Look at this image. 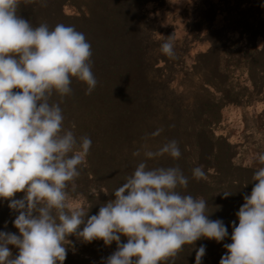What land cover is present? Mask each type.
Segmentation results:
<instances>
[{
	"label": "rangeland",
	"instance_id": "374dc122",
	"mask_svg": "<svg viewBox=\"0 0 264 264\" xmlns=\"http://www.w3.org/2000/svg\"><path fill=\"white\" fill-rule=\"evenodd\" d=\"M202 1L208 30L199 22L185 26L175 17L187 6L186 0H19L18 14L33 26L47 23L54 28L63 23L84 33L93 59L99 62L92 66L98 84L91 93L74 78L71 95L51 97L63 110L64 128L77 139L88 136L92 141L79 177L69 183V202L89 210L88 216L95 215L101 204L114 199V190L141 161L148 168L178 166L189 178L187 188L178 191L208 200L213 211L209 219H220L227 227L225 240L201 238L166 264H195L201 245L206 248L201 264H219L226 254L224 245L232 242V223H239L236 213L244 196L251 194L252 176L264 167L258 160V154H264V126L255 130L260 119L264 122V0ZM155 16L167 30L161 31ZM177 22L184 25L177 27ZM171 35L195 38L190 63L182 56L187 54L181 52L184 45H175V58L161 51L164 40L155 37ZM135 73L142 78L133 79ZM188 101L192 121L182 145L179 106ZM161 127L163 132L152 137ZM249 131L254 133L250 140ZM170 140L178 142V160L167 154L155 159L143 156L142 145L155 151ZM138 149L139 157L133 155ZM185 152L191 154L189 163ZM198 166L206 179L193 178L192 170ZM227 191L234 193L225 198ZM22 196L18 193L15 198ZM16 215L8 201L0 200V231L19 235L13 225ZM67 239L71 246L64 264H103L117 247L115 242L105 246L102 240ZM9 247L15 257L18 249Z\"/></svg>",
	"mask_w": 264,
	"mask_h": 264
},
{
	"label": "clouds",
	"instance_id": "9594fccd",
	"mask_svg": "<svg viewBox=\"0 0 264 264\" xmlns=\"http://www.w3.org/2000/svg\"><path fill=\"white\" fill-rule=\"evenodd\" d=\"M18 8L19 0H0V200L18 213L13 225L19 232L0 231V264H64L69 236L85 243L102 240L105 246L115 242L116 251L103 264H166L201 238L225 240L228 229L222 220L209 219L208 200L178 191L189 183L178 166L148 168L141 161L95 215L69 202V183L79 177L92 141L64 128L63 110L51 97L71 95L73 78L89 93L96 88L92 47L74 26H33ZM174 41L171 35L161 44L170 58L176 55ZM141 147L146 159L181 157L176 140L155 151ZM133 155L139 157L141 150ZM258 160L264 164V154ZM192 175L207 178L202 166ZM252 181L219 264H264V167ZM18 193L22 198H15ZM9 246L18 249L15 257ZM205 251L204 245L196 250L195 264Z\"/></svg>",
	"mask_w": 264,
	"mask_h": 264
},
{
	"label": "trees",
	"instance_id": "16d2710c",
	"mask_svg": "<svg viewBox=\"0 0 264 264\" xmlns=\"http://www.w3.org/2000/svg\"><path fill=\"white\" fill-rule=\"evenodd\" d=\"M166 1H168V0H165V2ZM180 1H182V0H180ZM186 1H188V3H186L187 4V6H184V7H182V8H180V11H179V13H175L176 15H175V17L177 18V19H179L180 21H183L184 22V24H185V26L188 24V23H192V22H199L198 24H200V28L201 29H203V27H205V28H207V30L209 29L208 28V25H207V17H206V13H207V7H206V5L205 4H201V1L202 0H186ZM205 1V0H204ZM203 2V1H202ZM185 4V5H186ZM171 12H173L174 13V11H173V9L171 10ZM182 19V20H181ZM156 22H157V24H158V26H161L163 29H164V26L163 25H161L160 24V22L157 20V17L155 16V19H154ZM179 24H180V26H182V25H184V24H182V23H179V22H177V24H176V26L178 27L179 26ZM185 26H183V28H184V30H185ZM169 27H170V25H169ZM211 29V28H210ZM165 30H167V27L164 29V30H161L162 32H164ZM205 36H206V34H205ZM204 36V37H205ZM157 40H159L158 42H161V41H163L164 39H165V37L164 36H161V37H158V36H156L155 37ZM162 38H164V39H162ZM196 45H200L201 43H199L197 40H196ZM200 42H202V41H200ZM195 43V38L193 39L192 37H190L189 35H186V36H182V37H180V38H175V41H174V47H175V45H184L186 48L183 50V47H182V53H187V54H183L182 56L184 57V60L186 61L185 63H190L192 60H193V58L195 57V56H190V50H191V48H192V46H193V44ZM174 51H175V53L176 52H178L177 50H176V48L174 49ZM199 52V51H198ZM186 56V57H185ZM92 59H93V57H91ZM94 60V59H93ZM94 64H99V62L97 61V60H94V62H92V65H93V67H95V65ZM130 71L128 70V73H129ZM114 73H116V72H113L111 75H110V77L111 78H114ZM133 76H135L133 79H137V80H140L142 77L140 76V75H138L137 73H135V74H133ZM120 77H118V79H119ZM74 79V78H73ZM113 81V80H112ZM80 82V81H79ZM121 82V81H120ZM125 83V82H124ZM76 84H77V82H76ZM98 84V83H97ZM78 85V84H77ZM80 85H82L81 84V82H80ZM122 86H124L125 87V84H123ZM124 93V92H123ZM121 95H124V94H121ZM179 109H180V111H179V122H178V127H177V130H178V135L180 136V138H181V143H182V145H185V142H184V140L186 139V136H187V131H188V128H189V126H190V124H191V121H192V119H191V111H192V106H191V104H190V102L188 101V102H186V103H184V104H180V106H179ZM219 125L220 126H222V128H223V125H222V123H220L219 122ZM264 126V122L263 121H261V119L259 120V122H258V125H257V123H256V125H255V130H256V127H258V128H260V129H262V127ZM250 129H251V127H250ZM252 130V129H251ZM250 133H253V131H249ZM247 136V137H246ZM245 137L248 139V140H250L252 137H254V133H253V135L252 134H248V135H246ZM186 140H188V139H186ZM191 150V149H190ZM244 152H247V149H245L244 150ZM190 155L191 154H188L187 152H185L184 153V158H185V160H187V162L189 163L190 161H189V158H190ZM193 166V165H192ZM194 167V166H193Z\"/></svg>",
	"mask_w": 264,
	"mask_h": 264
}]
</instances>
